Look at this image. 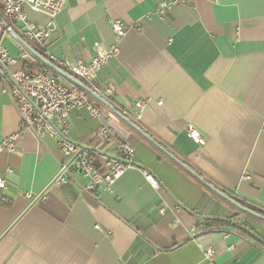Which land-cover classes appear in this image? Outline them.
I'll return each mask as SVG.
<instances>
[{
	"label": "crops",
	"instance_id": "obj_1",
	"mask_svg": "<svg viewBox=\"0 0 264 264\" xmlns=\"http://www.w3.org/2000/svg\"><path fill=\"white\" fill-rule=\"evenodd\" d=\"M172 1L66 0L45 52L5 32L0 1V47L18 58L23 44L34 58L18 66L29 72L46 53L72 63L94 56L95 44L111 49V24L123 23L117 54L94 82L108 105L90 96L114 135L134 148L136 166L109 190L86 191L78 173L57 184L64 157L56 143L22 136L14 152L0 154V264H264V248L232 227L264 245L257 238L264 239V219L231 201L264 212V0H191L170 5L164 18L154 14ZM108 83L117 90L105 97ZM138 100L148 104L135 118ZM69 121L73 141L116 155L96 139L100 121L85 109L71 110ZM18 126L0 90V141ZM200 244L215 249L212 263Z\"/></svg>",
	"mask_w": 264,
	"mask_h": 264
},
{
	"label": "built area",
	"instance_id": "obj_2",
	"mask_svg": "<svg viewBox=\"0 0 264 264\" xmlns=\"http://www.w3.org/2000/svg\"><path fill=\"white\" fill-rule=\"evenodd\" d=\"M0 1L6 20L5 32L15 31L23 39L38 44L45 52V43L55 29V19L62 11L66 0ZM189 3L191 0L161 2L155 8L154 14L164 18L170 5ZM26 10L45 17L46 23L37 26L29 20ZM111 32L116 44L111 49H101L95 44L94 56L87 60L78 58L72 63L46 53V61H43L33 72L18 66L20 61H31L33 60L31 58H34L23 44L19 45L18 58L12 57L5 48L0 47V90L11 98L19 116L17 131L0 141V154L14 152L18 140L27 134L37 142H41L46 137L50 138L64 157L54 181L63 184L70 180L72 173H78L88 180L85 185V190L88 192L100 187L109 190L126 170L136 167L133 162L134 148L114 135L110 117L104 115L86 90L89 89L100 96L94 82L100 69L117 54V43L125 35L123 23L120 20L113 21ZM116 90L115 84L108 83L103 95L110 96ZM161 103L159 101L156 105ZM147 104L148 101L145 100L134 103L135 118H139L140 112ZM73 109H85L91 117L100 121L95 137L102 145L114 146L116 155L109 156L96 148H90L71 139L69 112ZM261 131L264 132V118L261 122ZM187 134L199 146L205 144V139L197 130L189 128ZM96 163L101 165L103 172L96 167ZM143 175L153 189L160 187L158 180L151 173L143 171ZM5 183V180L0 178V188H4ZM232 227L254 244L264 248L257 239L236 229L235 226ZM199 247L205 260L212 263L215 249L210 245L200 244ZM232 248L233 246L227 247L228 250Z\"/></svg>",
	"mask_w": 264,
	"mask_h": 264
},
{
	"label": "trees",
	"instance_id": "obj_3",
	"mask_svg": "<svg viewBox=\"0 0 264 264\" xmlns=\"http://www.w3.org/2000/svg\"><path fill=\"white\" fill-rule=\"evenodd\" d=\"M18 38V37H17ZM22 41V40H21ZM23 43V41H22ZM24 44V43H23ZM36 52V51H35ZM44 61H46V58H44ZM232 201H235V203L239 206V208H241L242 210L250 213L251 215L253 216H256V217H259L261 219H264V212L263 211H260V210H257L256 208L254 207H251V206H248L242 202H239L238 200H234L231 198ZM238 226V225H237ZM240 227V229H244L245 231H247L248 233L252 234L253 236L256 237V235L253 233L254 231L252 229H250L249 227H242V226H238ZM259 238L261 241L264 242V239L260 238V237H257Z\"/></svg>",
	"mask_w": 264,
	"mask_h": 264
},
{
	"label": "water",
	"instance_id": "obj_4",
	"mask_svg": "<svg viewBox=\"0 0 264 264\" xmlns=\"http://www.w3.org/2000/svg\"><path fill=\"white\" fill-rule=\"evenodd\" d=\"M86 90H87V92H88L89 94H91L94 98H96L97 100L101 101L102 103L108 105L107 102H105V101H104L102 98H100L98 95H96L95 93H93V92L90 91L89 89H86ZM41 195H42V194H40L37 198H39ZM37 198H36V200H37ZM36 200H35V201H36ZM231 201H232V200H231ZM32 203H34V202H32ZM232 203L235 204L236 206H238L234 201H232ZM238 207H239V206H238Z\"/></svg>",
	"mask_w": 264,
	"mask_h": 264
},
{
	"label": "rangeland",
	"instance_id": "obj_5",
	"mask_svg": "<svg viewBox=\"0 0 264 264\" xmlns=\"http://www.w3.org/2000/svg\"><path fill=\"white\" fill-rule=\"evenodd\" d=\"M24 43V45H26V46H31V47H33L35 50H39L40 48H39V46L36 44V43H33V42H29V41H25V42H23ZM109 155V154H108ZM109 156H113V155H109Z\"/></svg>",
	"mask_w": 264,
	"mask_h": 264
}]
</instances>
